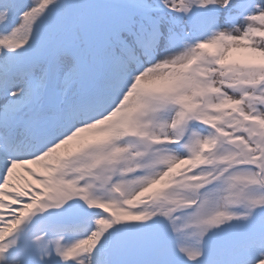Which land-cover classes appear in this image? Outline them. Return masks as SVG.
<instances>
[{"label": "snow or ice", "instance_id": "obj_1", "mask_svg": "<svg viewBox=\"0 0 264 264\" xmlns=\"http://www.w3.org/2000/svg\"><path fill=\"white\" fill-rule=\"evenodd\" d=\"M0 264H264V0H0Z\"/></svg>", "mask_w": 264, "mask_h": 264}]
</instances>
